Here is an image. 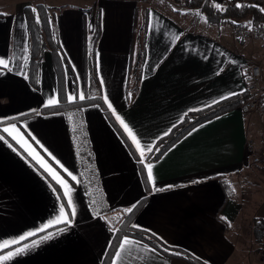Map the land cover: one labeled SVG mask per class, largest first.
Instances as JSON below:
<instances>
[{"label": "crops", "instance_id": "obj_1", "mask_svg": "<svg viewBox=\"0 0 264 264\" xmlns=\"http://www.w3.org/2000/svg\"><path fill=\"white\" fill-rule=\"evenodd\" d=\"M37 4L55 14L53 27L67 63V96L78 99L82 92L99 100L74 109L82 150L69 113L43 111L49 99L60 100L61 75L48 49L38 87L28 78L25 7ZM97 27L96 78L87 87V37ZM227 28L177 0H0V59L8 62V68L0 66V245H7L0 247V257L28 246L0 264H103L125 210L143 198L132 224L164 245L205 264H259L264 234L256 233L255 223L264 219V167L252 162L249 141L259 147L264 109L247 111L244 102L250 96L247 66L264 62V43L239 39ZM70 68L81 69L82 86ZM229 99H236L230 109L145 162L148 147L187 114ZM116 115L140 141L143 158ZM12 124L20 143L3 132ZM29 147L67 182L76 210L70 225L54 223L66 200L63 186L29 155ZM149 163L164 191L151 190ZM65 210L70 214L66 203ZM30 232L35 235L27 236ZM47 233L54 235L43 239ZM125 237L133 243L120 260L114 254L111 264H192Z\"/></svg>", "mask_w": 264, "mask_h": 264}, {"label": "trees", "instance_id": "obj_2", "mask_svg": "<svg viewBox=\"0 0 264 264\" xmlns=\"http://www.w3.org/2000/svg\"><path fill=\"white\" fill-rule=\"evenodd\" d=\"M181 3L189 6L190 8H200L202 12L207 17L208 21L213 24H225L224 21L230 24L233 21H247L255 28L264 29V11L260 8L253 7L247 4H239L242 7L227 5L223 8H218L211 6L208 2L204 0H177ZM36 9L35 12L32 9ZM25 15L27 20V27L30 36V60L28 64V78L31 83L38 87L39 72L41 68V62L43 60V54L48 49L53 57L56 69L61 75V82L59 86L60 90V100L55 106H48L43 109L44 112H55V111H69L72 109H81L85 105L92 102H99V100L85 97V100L80 101L79 99L75 101H69L67 99V89H66V60L62 54L60 42L55 33L53 27L54 21V11L48 5L38 4L36 7L27 6L25 7ZM39 17V22H37L36 17ZM234 24V23H233ZM99 36L98 27L95 30V34L91 45L88 43L86 47V75L92 79L96 78V42ZM260 39L259 37H255ZM251 39V38H250ZM261 40V39H260ZM236 99L225 100L218 103L212 107L205 108L196 112H191L187 114L181 123L176 125L169 134L162 137L157 141L153 149L148 153L145 162H151L158 157H160L173 143L179 140L187 131L192 129L194 126L201 122H204L211 117L219 115L234 105ZM107 114L110 116L108 111ZM141 171L144 174L145 166L140 165ZM146 203V198H143L132 208V212L126 215V217L120 222L112 243L110 245L109 251L103 264H111L113 256L125 236L133 237L142 240L153 248L161 252L162 254L169 257H177L187 260L192 264H205L199 258L187 253L186 251H175L172 248L164 245L156 237L137 229L133 226V220L136 215L140 212ZM255 231L260 234V237L264 234V219H258L255 223ZM264 246V245H263Z\"/></svg>", "mask_w": 264, "mask_h": 264}, {"label": "snow or ice", "instance_id": "obj_3", "mask_svg": "<svg viewBox=\"0 0 264 264\" xmlns=\"http://www.w3.org/2000/svg\"><path fill=\"white\" fill-rule=\"evenodd\" d=\"M217 7H222L220 5H217ZM237 7H242V5H237ZM33 12L36 11V9H32ZM261 11H264V8L261 9ZM37 19V22H39V17L37 16L36 17ZM233 23H235V21H233ZM0 66H2L3 68H8V62L5 60V59H0ZM101 83H103V81L101 80ZM232 95H238L237 93H232ZM131 97V93H129V98ZM225 99L227 97H224ZM67 99L69 101H75L77 99V97L75 95H68L67 96ZM78 99L80 101H83L85 100V95L81 92L79 93V96H78ZM104 100L105 102L108 104V107L110 109H112L113 111V114H115V109L112 107V104L108 101V97L107 95L104 96ZM59 103V100L58 99H49L48 101V105L49 106H55ZM116 120L120 123V125L123 127L124 129V132L127 133V135L130 137V139L132 140L133 144L136 146V148L139 150V153H140V156L143 158L145 153H144V150L140 144V141L137 139L136 135L134 134L133 130L129 127V125L124 121V119L119 116V115H116ZM3 132L5 133H8L9 135L12 136V139L13 140H17L18 143H20L21 141L17 139V135H19V129H17L16 125L15 124H12L10 125V127H5L3 129ZM13 133H16L17 135H13ZM167 134V133H166ZM191 134V133H189ZM4 139L3 136H0V140ZM22 139V138H21ZM34 139V138H33ZM37 143H39L37 141ZM27 145V141H24L22 146H25ZM41 147H43V145H41ZM29 152V155L33 157V159L37 160V162L40 164V166L47 172L51 175V177L53 179L56 180L57 183L61 184L63 186V192H62V195L66 198L65 200V203L71 208V212L70 214L68 212H66L65 210V203H62L60 205V216L55 220V224H60V223H64L66 225H70L72 223V220L69 218V216H71L72 218L75 217L76 215V210H75V207L73 206V202H72V197L70 195V188L67 184V182L65 180H63L62 178L59 177V175L56 173V171L50 166L48 165L44 160L43 158L39 157L38 154H35L34 153V150H30V147L28 149ZM148 150L151 151V146L148 147ZM44 151L47 152V149H44ZM48 155L52 158V160H54L56 162L57 165H59L61 168L64 169L65 172L68 173L69 176L72 177L73 180H76L77 178L75 176L72 175L71 172H68V170L66 168H64L63 164L60 163L59 160L56 159V157L51 153V152H48ZM143 162V160L141 161ZM146 169H147V179L148 181L151 182V190L153 192H158V191H164L165 189L164 188H159L156 186V183H155V179H154V176H153V165L151 163L147 164L146 165ZM168 187H172L171 185H169ZM53 191H55V189H53ZM232 191L234 192L235 189L233 188ZM132 208H128L126 209L125 211L131 213L132 212ZM221 219H225V217H222ZM52 223V222H50ZM229 226H231V222L229 221ZM48 227V226H46ZM65 229H57V232H63ZM35 235V233H28L27 236H33ZM54 234L53 233H47L43 239H49L53 236ZM155 235V234H153ZM27 237H21L20 239L21 240H24L26 239ZM162 239V238H160ZM12 243H18V241H12ZM133 241H130L127 237L124 238L123 242L119 245V251H117L115 253V257H116V260H120L121 258V253L125 250V246L126 245H129V244H132ZM7 245H0V247H6ZM33 246H35V242L33 243ZM27 245L24 247V248H20V249H17V251L15 253H9L8 256H5V257H0V259H3V260H7L9 258H11V256L13 255H16V254H19L21 252H24L26 249H27Z\"/></svg>", "mask_w": 264, "mask_h": 264}, {"label": "built area", "instance_id": "obj_4", "mask_svg": "<svg viewBox=\"0 0 264 264\" xmlns=\"http://www.w3.org/2000/svg\"><path fill=\"white\" fill-rule=\"evenodd\" d=\"M211 6L220 5L223 8L227 5L247 4L257 8H264V0H204ZM234 35L239 39H250L259 37L264 43V29L255 28L249 21L237 20L233 24ZM247 89L250 92L244 102V109L251 111L257 107L264 109V64L249 65L245 73ZM249 149L252 153V162L255 165L264 167V129L259 132V147H256L253 140L249 141ZM259 264H264V248L260 252Z\"/></svg>", "mask_w": 264, "mask_h": 264}, {"label": "rangeland", "instance_id": "obj_5", "mask_svg": "<svg viewBox=\"0 0 264 264\" xmlns=\"http://www.w3.org/2000/svg\"><path fill=\"white\" fill-rule=\"evenodd\" d=\"M38 5V4H37ZM37 5H33V7H36ZM51 8V7H50ZM247 21H249V19H247ZM236 22V21H235ZM224 26H226V27H228L227 29H231V32L233 33V35H234V32H233V23H229V22H226V21H224ZM217 26L219 27L220 26V24H217ZM230 31V30H229ZM230 33V32H229ZM94 34H95V31L92 33V32H90L89 34H88V37H87V41H88V43L91 45V43H92V40H93V37H94ZM235 36V35H234ZM236 37V36H235ZM263 51H264V48H263ZM70 71H71V74H72V76H74L75 78H77L78 80H79V82H80V85L82 86L83 85V74H82V71H81V69H78V68H75V69H71L70 68ZM95 82V79L93 78H91V77H89L88 76V78H86V86L88 87V85L90 84V83H94ZM68 113H69V115H70V117H71V124H72V129H73V133L75 134V140H76V142H77V144H78V146H79V149L80 150H82L83 149V145H82V130L80 129V127H79V121H78V119L76 118V117H74L75 116V113H74V109H72V110H69L68 111ZM249 225V227H248V234H247V237H248V235H249V233H250V235L252 234L251 233V230L253 231V226H252V224L250 223V224H248ZM251 225V226H250ZM246 230V229H245ZM260 249H262V248H260Z\"/></svg>", "mask_w": 264, "mask_h": 264}, {"label": "bare ground", "instance_id": "obj_6", "mask_svg": "<svg viewBox=\"0 0 264 264\" xmlns=\"http://www.w3.org/2000/svg\"><path fill=\"white\" fill-rule=\"evenodd\" d=\"M231 6H234V5H231ZM263 64H264V62H263ZM251 65H255V64H251ZM247 67H248V66H247ZM258 166H260V165H258ZM263 248H264V246L262 247V250H263ZM262 250H261V251H262Z\"/></svg>", "mask_w": 264, "mask_h": 264}]
</instances>
